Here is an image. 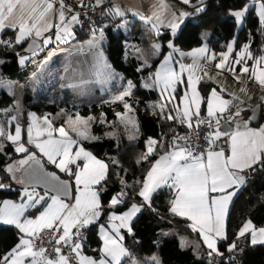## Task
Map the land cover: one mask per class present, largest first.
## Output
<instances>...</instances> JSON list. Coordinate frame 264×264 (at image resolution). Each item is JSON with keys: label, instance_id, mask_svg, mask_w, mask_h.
Segmentation results:
<instances>
[{"label": "snow or ice", "instance_id": "1", "mask_svg": "<svg viewBox=\"0 0 264 264\" xmlns=\"http://www.w3.org/2000/svg\"><path fill=\"white\" fill-rule=\"evenodd\" d=\"M181 2L188 5L191 0ZM55 4L60 7L57 22L53 24L49 15L55 12ZM103 5L104 0H94L92 4L79 0L78 6L94 9ZM253 7L258 13L261 30H264V0H260L258 5L255 0L252 3L242 0V6L230 11L229 15L239 26ZM202 11V8L196 9L197 14ZM67 12L69 14L66 15L63 0H42L39 3L37 0H0V37L6 30L15 34L14 38L7 40L0 38V47L15 49L31 39L27 49L13 52L19 64L24 65L30 57L52 43L53 37L45 34L53 29L57 43H69L74 38L75 27L81 24L82 13L71 8ZM115 14L124 15L119 9L115 10ZM83 15L87 17L88 12ZM191 15L173 12L167 23L155 14V19L147 18L157 36L163 35L161 27L167 29L170 37L167 47L171 51L163 54L162 45L154 43L152 55L163 57L158 66L143 59L136 71L155 68L149 72L150 79L143 85L146 89H159L162 97L159 106L152 105L153 114L188 131L180 135L173 128L170 130L171 139L167 141L149 138L146 150L135 161L137 164L148 162L149 167L142 178L132 184L121 175L126 170L121 168L118 159L109 158L106 162L83 146L82 141L99 139L88 134L92 117L85 119L76 113L74 117L67 116V120L57 127L50 114L38 117L29 111L26 119L22 120L25 113L18 104L13 108L15 114L0 112V117H4L0 118V158H3L0 159L3 164L0 168L3 173L0 176V191H11L13 182L19 185L16 190L19 202L0 200V222L13 225L18 230V242L9 250L0 252V264H121L123 257L131 255L124 244L125 233H133L135 218L143 209L151 208L154 194L163 187L172 191L169 212L191 221L190 226L200 233L209 258L223 257L219 244L228 239L226 219L229 205L246 183V174L257 167H264V125L258 129L248 127L249 121L256 119L253 110V115L244 122L245 130L232 131L230 123L243 111L234 104L237 98L225 99L221 95L224 89L218 92L216 88L201 95L197 87L200 80L193 78L192 70L197 67L196 63H181L178 68L174 66L173 54L179 52L175 39ZM103 39L104 27L93 28L91 38L77 46L80 51L86 47L92 54L94 63L91 70L95 79H86L81 73L77 82L62 84L61 87L83 90L92 83L108 84L117 79L104 59ZM235 44L233 38L226 45L227 51L218 54L220 60L216 68L235 72L239 66L241 74H249L264 85V67H260L257 74V66L264 64V55L253 56L250 44L246 43L241 46V52L229 61ZM181 55L191 56L194 61L201 56L205 59H216L217 56L209 52L207 44ZM248 60L254 61L251 69L246 66ZM67 71L69 69H65ZM236 78L239 79L238 76ZM4 88H10V84L0 80V89ZM135 88L136 85L129 80L114 97L123 102L124 112L115 115L124 131L129 133V141H135L139 134V123L132 118L133 108L126 101ZM202 109L205 111L203 115ZM57 115L66 113L61 109ZM100 122L105 123L104 120ZM113 127L116 125L113 124ZM201 127L206 130L203 133L206 148H201L198 143L202 135ZM70 133H75V138ZM106 136L115 138L116 134L108 132ZM222 138L226 143L221 147L218 142ZM8 145L12 146L13 154L8 152ZM153 156L156 158L150 159ZM47 166L54 167L67 179H61L56 171H49ZM113 167L121 169L115 172L121 188L105 204L102 200L105 192L103 185ZM29 210H34V214H29ZM92 228L97 230L100 240L99 248L94 250L98 253L95 257L83 252L87 239L85 233ZM241 239L248 240L251 245H264V227L257 228L250 219L246 220L236 232L235 239L227 244L226 251H239L238 241ZM133 264H159V261L152 256L143 261L133 260ZM227 264H231V257Z\"/></svg>", "mask_w": 264, "mask_h": 264}, {"label": "trees", "instance_id": "2", "mask_svg": "<svg viewBox=\"0 0 264 264\" xmlns=\"http://www.w3.org/2000/svg\"><path fill=\"white\" fill-rule=\"evenodd\" d=\"M197 3H201L200 0H191L188 5ZM202 3H204L203 11L199 14L197 12L192 13L185 21V25L175 39V45L179 48H188L199 44L202 41L200 32L202 28H206L209 29L206 40L215 48H223L225 40L233 37L236 40L234 50L240 44L249 43L250 51L253 55L264 51V30H261L258 15L254 9L249 12L243 24L235 31L234 19L229 14L221 17L219 9H237L242 6V0H202ZM112 24L107 22L103 25L107 39L105 45L106 56L115 69L124 77H129L136 85L133 95L126 98V101L132 106L139 123V134L135 141H129L121 129L118 130L115 138H109L104 133L106 129L111 127L110 123L114 121L117 111L123 109V102L121 101H90L89 103L75 105L67 100L68 94L63 100L48 102L47 96L44 94L38 93L33 96L28 88H24L23 92L20 93L21 109L25 114L29 108L34 109L37 113L47 112L54 118L55 123H59L61 117H56V112L59 104L65 103V110L70 116L74 117L78 113L83 117H92L91 130L96 135L95 137L99 139L92 140L90 138L82 141L84 147L106 162H108L109 158L118 159L121 168L126 170L121 175L127 183L132 184L136 179H141L149 167L148 162L142 164L135 162L145 150V140L149 137H154L156 140L167 141L171 139V129L174 128L179 133L185 127L179 126L172 121L160 119L153 114L152 105L159 106L162 103V97L159 96L156 89L144 88L141 76L145 72L153 71L154 67L137 72L136 69L143 60L140 55H135V53L131 52V49L125 47L126 41L137 43L140 49L144 51L145 59H148L149 64L155 66L160 56L152 55L149 41L156 38V41L162 45L161 51L164 53L168 49L167 41L170 38L167 29L161 27L160 31L163 35L157 36L154 34L152 36V33H149L148 29L145 26H141L140 23L138 26L135 23H131L125 31L114 29ZM214 32L221 34L219 38L222 39L221 44L217 42L219 39L211 38ZM19 48L20 46L15 47V49L0 47V56L2 57L0 71L6 77L21 80L27 75L28 69L22 67L18 62V58L13 55V52ZM197 86L201 95H206L213 86L217 87L210 80H200V84ZM14 100V93L1 90L0 112H7L6 108L12 105ZM203 112L204 110L202 109V114ZM262 116H264V113L260 110V117ZM24 119H26V115L22 117V120ZM101 120H104L105 123H101ZM7 150L10 154H13L11 145L7 146ZM155 158L153 156L150 159L154 160ZM2 167L3 164L0 163V168ZM47 167L55 169L52 166ZM120 170V168L114 167L110 169L111 174L103 185L105 192L102 200L105 204L111 195L121 188L115 175V172ZM60 174L65 176L62 173ZM2 175L3 173L0 172V176ZM16 190L17 188L13 182L11 191L7 189L0 191V199L3 197L16 198ZM171 194L172 191L166 187L159 189L154 194L151 208L143 209L142 213L135 218L133 233H125L124 244L131 255L154 254L158 258L159 264H227L230 257L231 264H264V245H251L246 240H239V251L235 253L226 251L227 244L235 239L236 230L243 220L250 219L254 225L264 226V167H257L254 171L248 172L246 183L238 190L229 206L226 219L228 239L226 242L221 241L219 244L220 251L224 253L223 257L214 256L209 258L208 249L201 242L199 244L200 256L197 257L190 247L182 248L175 235L166 234L168 231H173L199 240L198 233L188 225L185 219L169 212ZM120 207L123 208V206ZM85 235L87 239L83 252L96 254L94 250L100 244L97 230L92 228ZM17 238L18 230L15 226L0 223V252L9 250L17 243Z\"/></svg>", "mask_w": 264, "mask_h": 264}, {"label": "rangeland", "instance_id": "3", "mask_svg": "<svg viewBox=\"0 0 264 264\" xmlns=\"http://www.w3.org/2000/svg\"><path fill=\"white\" fill-rule=\"evenodd\" d=\"M247 2L252 3V1H247ZM219 12H220V16L224 17L225 14H228L229 9L228 8H221V9H219ZM140 25L142 26V23H140ZM127 26H129V24ZM234 26H235V31H236L239 28L240 25L238 26L234 22ZM116 27H118L121 30H125L126 29L125 28L126 27V23L124 21L123 22L121 21L119 23H116ZM74 32H75L74 38L69 42V44L72 45V46L76 45L77 42H78L79 45L81 44L78 41L79 38H84V41H82L83 42L82 44H85V42L88 41L91 38V32H88L87 34L81 33L80 31H78L77 28L74 29ZM148 32L152 33V36L155 34V33H153L154 31L152 30V27L148 29ZM203 32H206L208 34L209 29L202 28V30L200 32V35ZM220 35H221L220 33L214 32L211 38L212 39H219ZM201 37H202V42H204V45L207 44V46L210 49V51L211 52L214 51L217 55L219 53H221L225 49L226 45L233 40V37L225 40V47L223 49L222 47L221 48H215V47L211 46L206 40L207 35H204V36L201 35ZM0 38L5 39L4 37H0ZM75 39H77V40H75ZM106 42H107V39H106V34L104 32V39H103L104 59L111 66L112 70L116 73L117 79L115 81H112V82H110L108 84L92 83V84L88 85L83 90L73 89V88H70V87H67V86L61 87L62 84L63 85H68V84L77 82L81 73L84 74V78L93 79V80L95 79V74L92 71L93 75L91 76L92 73H91L90 70H88V73H86V70H85L84 66L82 65V62L76 60L75 57L73 59V65L74 66L72 68H68L69 71L65 72V69H64L63 66H64V64L66 62H69V57L71 56V52L64 51V52H61V53H54L53 50H48V51L44 52L45 55L48 54L47 58L45 60L41 61L39 59V57H38L39 54L42 52L41 51L36 56L30 57V59L24 65H22V66L27 67L29 72L21 80H18V79H15V78L6 77L0 71V80H4V81H6V82H8L10 84V88L0 89V91L1 90H5V91H7L9 93H14L15 94L14 103L12 105L8 106V108H6V111L7 112H12L13 114H15L13 112V108L17 104L19 105L20 108H22V103H21V100H20L21 99V94L20 93L23 92L24 88H28L30 90V92L33 94V96L37 95L38 93L44 94L45 96H47L46 99L48 100V102H54L56 100H59V101L63 100V98L66 97L68 94H69V96H68L67 100H69L70 103H73L75 105H79L80 103H89L90 101H97V102L98 101H103V100H106V101L107 100H109V101L112 100V101H114L115 100L114 99L115 95L122 89L123 86H125L127 84V81H129L131 79L129 77H124L117 69H115L111 65L109 59L106 56V49H105ZM217 42L219 44H221L222 43V39H219ZM154 43H158L156 41V38H153V39H151V41H149V46H151V52L153 51L152 45ZM133 46L135 47V49L133 48ZM175 46L179 50L181 49L177 45H175ZM125 47L127 49L128 48L131 49V52L135 53V55H140L142 60L146 58V55H145L144 51H142L140 49V46L137 43H135L133 41H128V42L126 41ZM43 49H46V48H43ZM137 50H139V53L137 52ZM240 50H241V48L238 49L237 52H239ZM169 51H171V50L168 48V50L166 51V54ZM226 51H227V48H226ZM177 53L179 54V52H177ZM177 53H174L173 55H176V56H178L180 58V55H178ZM234 57L232 58V60L234 59ZM88 58L90 59L91 63L93 64L94 63L93 58L89 57V56H88ZM180 59H182L185 62H187V65H191L190 61H192V64L195 62L194 58L191 57V56H185V57H182ZM1 60H2V57L0 56V61ZM213 60H210V58H208L207 61H206L207 65H210L211 68H212L211 62H213ZM219 60H220V57H218V61L217 62H219ZM57 62L61 64V68L51 69L53 63H57ZM193 70H194L193 75L195 73H198V70L196 69V67H194ZM49 71L52 74L51 76L48 75ZM238 74H241V73L239 72ZM60 77H64V79H60ZM141 77H142L143 83H145L146 80L150 79L149 72L143 73ZM238 77H239V75H238ZM39 81H42V83L39 82ZM228 83L232 84V83H236V81L231 79V78H228ZM243 86L244 85L241 83V86L239 88L240 89V94L244 93V92H242V87ZM65 108H66V104L65 103H60L59 104V108H58V110L56 112V117H61V120H60L59 123H55L54 122L55 126H57V127H59L61 123H64L67 120V116H70L68 114V112H66ZM61 109L64 110L66 115H62V116L61 115H57L60 112ZM29 111L36 113V115L38 117H42L44 115H48L47 112L37 113L34 109H31V108L27 109L26 113L29 112ZM117 112L123 113L124 112V107H123L122 110L117 111ZM131 116H132V118L134 120L137 121L134 111L131 113ZM81 117H83V116H81ZM0 118H4V117H0ZM83 118L87 119V117H83ZM110 124H111L110 125L111 127L104 131L105 134L108 133V132H115V134H116L118 132V130L121 129L122 132L125 134V136L128 138L129 133L124 131V128H123L122 125L119 124V120H118L117 117H115L114 121L112 123H110ZM113 124H115L116 127H113ZM70 134L73 135V137L75 138V133H70ZM88 134H89L90 137L91 136H96L91 130V125H89ZM149 138L155 139L154 137H149ZM149 138H147L145 140V150H146V143H147ZM87 150H89V149H87ZM97 158H99V157L97 156ZM99 159H101V158H99ZM15 187L18 189L19 185L15 184ZM167 189H169V188H167ZM4 199H11V200L19 202V197L18 196L16 198H14V197H3L0 200H4ZM29 214H34V210H29ZM101 222H103V221H101ZM0 223L4 224L2 222H0ZM5 225H7V224H5ZM166 234L175 235L177 237V239L179 241V244H180V246L182 248L186 247L187 241L189 243L193 244V249H194L195 255L197 257L200 256V252H197V250L195 248L196 245H197L196 241H194L195 239H192V238L188 239L187 236L175 233L173 231H168V232H166ZM99 246H100V244H99ZM99 246L97 247V249L99 248ZM84 254L85 255H89V256H94V257L98 256L97 252H96V254L84 252ZM152 256H154V254H144V255L133 254V255H130L128 257H123L121 263L122 264H133V260L143 261L145 258H150Z\"/></svg>", "mask_w": 264, "mask_h": 264}, {"label": "crops", "instance_id": "4", "mask_svg": "<svg viewBox=\"0 0 264 264\" xmlns=\"http://www.w3.org/2000/svg\"><path fill=\"white\" fill-rule=\"evenodd\" d=\"M74 1L79 4V0H74ZM247 1L253 2V0H247ZM37 2L38 3L42 2V0H37ZM63 3L65 5L66 15L69 14L67 12L68 8H71L75 12H78L77 7L69 6L64 1H63ZM259 3H260V0H255L256 5H258ZM203 6H204V3H197L194 5H185L184 3L181 2V0H112V6L109 10V13H111V14L109 15V17L105 23L111 22V23H113L112 27L114 29H119L118 27H116V23L124 21L126 23V27H125L126 29L125 30H127L129 28V26H127L128 24L130 25L131 23H135V25L138 26L139 23H142V26H145L146 28L149 29V28H151V23L147 21V18L153 17V19H155L154 14L158 15L160 17V20L163 23H167V20L170 19V15L173 12H176L177 14L179 12H187V13L192 14V13L196 12L197 8H202ZM59 7H60L59 4H55L54 5L55 12L50 13V15H49V18L51 19V22L53 24H55L57 22ZM116 9H119V11L121 13H124V15L123 16L116 15L115 14ZM253 9H254L255 13L258 15L255 7H253ZM232 10H235V9H229V12ZM229 12H228V14H229ZM133 13H136V15H133ZM226 15L227 14H225V16ZM125 30H121V31H125ZM88 32H92V31H88ZM88 32H86L85 34H87ZM14 35H15L14 32L6 30L3 32L2 37H4L7 40L8 38H14ZM45 35L52 36L53 40H52V43H50L46 47V49H43V51L39 54L38 57L41 61H43L47 58L48 54L45 55L44 52L48 51V50H53L54 53H61L64 51L71 52V56L69 57V62H66L63 66L64 69L72 68L74 66L73 65V59L75 57L76 60L82 62V65L84 66V68L86 70V73H88V70H90L92 73L91 76L93 75V72L91 70L92 63H91L90 59L88 58V56L92 57V58H93V56L91 53H89V51L87 50L86 47L84 48L83 51H80V50H78V47H77V46H79L78 42L76 45H73V46L70 45L69 43H67V44L57 43L55 41V29L51 30L50 32L46 33ZM75 40H77V39H75ZM78 41H79V43H81L80 45H83L82 41H84V38H79ZM242 45H244V43L240 44V46L235 48L234 53L229 55V61H232V58L235 56V53L237 52L238 49L241 48ZM198 46L203 47L204 42L201 41L199 44L192 45L188 48H181L179 50V54L178 53L177 54L180 55V58L185 57L187 55H181V53L190 52L192 49L198 48ZM224 47H223V49H224ZM133 48L135 49L134 46H133ZM166 51L163 54H166ZM224 51H226V47L222 52H224ZM209 52H211L210 49H209ZM239 52H241V50ZM211 53H215V52L212 51ZM261 55H264V51H261L259 53H255L253 56H261ZM218 57H219V55H217L216 59H214V60L210 58V60H213V62H211L212 68L210 67V65H207V62H206L207 59H205L202 56L197 57L195 59V63L198 65L196 67V69L198 70V73H195L193 75V78L199 79V80H210V81H212L213 83H215L217 85V87L213 86L212 88H216L218 92L220 91V89H224V92L221 93V95L225 99H232L233 97L237 98L234 101V103L238 107L243 109V111H241L240 117L236 118L234 121H232L230 123V129L232 131L239 130V131L243 132L245 130L244 122L249 120L247 118V114L249 113V107L253 103L258 101L260 104V110H261V112L264 113V85H260L255 80V78L250 77L249 74H238L240 72L238 70L239 66L236 67L235 72L217 69L216 64L218 63L217 62ZM162 58H163L162 56L159 57L155 66H158V63ZM180 58L178 56L174 55L173 63H174V66L177 68L179 67V64H181V63L187 65V62H185L184 60H182ZM190 62L192 65V61H190ZM253 64H254L253 60H248L246 66L251 69ZM22 67H25V66H22ZM260 67H264V64L257 66V74H259V68ZM54 68H61V64L58 62L53 63L51 69H54ZM154 70H155V68L153 69V71ZM192 71L194 72V70H192ZM28 72H29V70H28ZM48 73H50V71ZM186 75H187V69L185 70V77H186ZM238 75H239V79L236 78ZM228 78L235 80L237 84L236 83L229 84ZM241 83L244 85L242 87V92H244L243 94H240V89H239L241 86ZM156 90H157L159 96L161 97V95L159 93V89H156ZM210 90H209V92H210ZM234 111H235V108L233 109V112ZM203 113L205 114V111ZM261 125H264V116L260 117V114H259L258 121L256 123H251L249 121L248 127L253 128V129H258L261 127ZM237 126H239L238 129H237ZM247 176H248V173L246 174V177ZM171 197H172V194H171ZM179 217H181V216H179ZM181 218L185 219L189 226L191 225V221L187 220L185 217H181ZM246 220H249V219L243 220V222L239 225V227L242 226V224ZM255 226L257 228L264 227V226H260V225H258V226L255 225ZM239 227L237 228L236 232L238 231ZM196 232L198 233L199 240H197L195 238H192V239H195L194 241H196V243H197L195 248H196L197 252H200V245L199 244H200V242L203 244V242H202V238H201L200 233L198 231H196ZM226 233H227V226H226ZM188 239H191V238L188 237ZM245 240L246 239H241V241H245ZM246 241H248V240H246ZM204 246L206 247V245H204ZM186 247H190L194 253L193 244H191L187 241ZM141 255H144V254H141Z\"/></svg>", "mask_w": 264, "mask_h": 264}, {"label": "built area", "instance_id": "5", "mask_svg": "<svg viewBox=\"0 0 264 264\" xmlns=\"http://www.w3.org/2000/svg\"><path fill=\"white\" fill-rule=\"evenodd\" d=\"M66 4H68L69 6L72 7H77L78 12L82 13L80 20H81V24L76 26V28L78 29V31H80L81 33H86L88 31H92L93 28H100L103 27L104 23L106 22L107 18L109 15H106L105 13H109V10L112 6V0H104V5L102 7H95L94 9L92 8H81L79 7L78 3H76L74 0H63ZM86 4H92L94 3V0H85ZM84 12H88V16L85 17L83 15ZM10 39V38H8ZM235 104V103H234ZM234 109V108H233ZM232 109V111H233ZM204 114V113H203ZM202 114V115H203ZM188 131L187 128H183L181 131H179L180 135H184L186 134ZM201 131V139L200 141H198V143L201 145V148H206V142L203 140V133L206 131L203 127H201L200 129ZM225 139L222 138L219 142H218V146H225ZM46 247H48V245H45ZM66 252V250H65Z\"/></svg>", "mask_w": 264, "mask_h": 264}, {"label": "water", "instance_id": "6", "mask_svg": "<svg viewBox=\"0 0 264 264\" xmlns=\"http://www.w3.org/2000/svg\"><path fill=\"white\" fill-rule=\"evenodd\" d=\"M32 43L31 39H29L26 43H24L22 45V47H20L18 50H16L15 52L19 53L21 52L23 49H27L28 48V45ZM37 43L39 44L40 41H37ZM253 110H255V113H256V119L255 120H251L250 122L251 123H256L258 121V118H259V114H260V104L258 101H256L255 103H253L250 107H249V113L247 114V118L249 119L250 116L253 115ZM223 123V121H222ZM26 127V125H25ZM48 170L49 171H56L57 174L61 177V179H67L66 176H63L61 175L57 170L53 169V168H49L48 167Z\"/></svg>", "mask_w": 264, "mask_h": 264}]
</instances>
